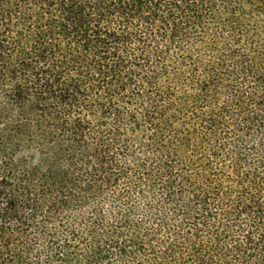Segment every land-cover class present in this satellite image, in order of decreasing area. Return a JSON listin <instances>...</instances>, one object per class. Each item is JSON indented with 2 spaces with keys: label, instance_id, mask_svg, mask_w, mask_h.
Masks as SVG:
<instances>
[{
  "label": "trees",
  "instance_id": "obj_1",
  "mask_svg": "<svg viewBox=\"0 0 264 264\" xmlns=\"http://www.w3.org/2000/svg\"><path fill=\"white\" fill-rule=\"evenodd\" d=\"M0 264H264V0H0Z\"/></svg>",
  "mask_w": 264,
  "mask_h": 264
}]
</instances>
